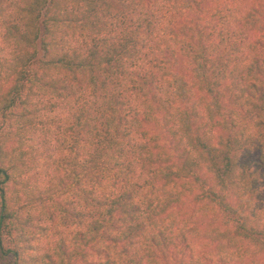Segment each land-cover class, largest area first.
<instances>
[{
  "label": "trees",
  "instance_id": "trees-1",
  "mask_svg": "<svg viewBox=\"0 0 264 264\" xmlns=\"http://www.w3.org/2000/svg\"><path fill=\"white\" fill-rule=\"evenodd\" d=\"M0 38V264H264V0H0Z\"/></svg>",
  "mask_w": 264,
  "mask_h": 264
},
{
  "label": "rangeland",
  "instance_id": "rangeland-1",
  "mask_svg": "<svg viewBox=\"0 0 264 264\" xmlns=\"http://www.w3.org/2000/svg\"><path fill=\"white\" fill-rule=\"evenodd\" d=\"M0 54L2 55V57L5 58H10V54L12 53V49L8 47L7 43H5V41L0 38Z\"/></svg>",
  "mask_w": 264,
  "mask_h": 264
}]
</instances>
